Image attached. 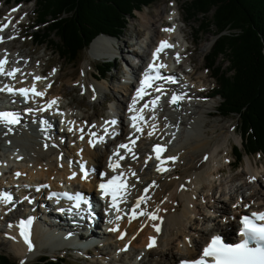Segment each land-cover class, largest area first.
Here are the masks:
<instances>
[{
	"label": "bare ground",
	"instance_id": "6f19581e",
	"mask_svg": "<svg viewBox=\"0 0 264 264\" xmlns=\"http://www.w3.org/2000/svg\"><path fill=\"white\" fill-rule=\"evenodd\" d=\"M173 6H176V8H173ZM150 10V7H146L144 10L138 12L142 17L141 24L145 27L141 26L140 34H146L143 40L146 48H144V52L140 53V55L143 58L153 55L160 42L167 41L173 47L166 48L161 52L159 59L155 63L165 64L166 67L164 69L167 71L166 74L171 73L170 76H175L176 73L170 71L169 63L172 59L179 58L184 70L187 71V75L181 77V79H177L173 85L166 89V93H155L154 89L148 91V103L151 104V101L159 96L156 105L161 106L152 110L151 113H142L144 120L141 122H148L149 124L147 125V131H144L145 136L140 137L143 129L140 123H137L142 131H137L130 139L135 138L136 141L140 138V140L144 141L146 138L155 146L160 145L161 147H177L183 141L185 147L184 145L183 147L180 146V150L184 149V152L170 154L166 150L163 151L160 154V162L164 161V163H160L158 166L157 163L151 160L154 154H152L148 146L142 147L137 144L134 146L133 151L136 150L138 154L141 153L139 161H137L138 164L133 165L134 170H131L130 165L125 164L124 170L130 177L135 190L124 203V205H127L124 208L126 209V214L123 213L124 209L122 208L119 212L116 211V215L121 213L122 218L117 220L115 216V220L108 227L109 232L106 234L104 241L97 239L99 236L98 228L100 227L101 214L95 217L92 212L88 211L83 221H77L76 219H67L65 217L58 219V216L46 211L48 204L44 201L41 202V206L38 208L34 204L30 208L34 214L33 237L35 238L39 233L44 232L41 226H44L46 230L51 232L50 236H42V240L47 246L56 245L57 249L62 244L67 245L69 241H65L64 239L58 241L57 239L65 238L68 233L79 228L83 229L84 235L75 241L81 247L70 246L67 249L75 253H89L86 255L90 258L87 260V264H173V260L177 258L179 253L181 255L176 261L183 257L182 254L187 255L184 257L193 258L201 254L203 245L210 241L215 234L222 233L228 237H232L238 217L243 211L264 208V183L260 182L262 177H264L263 162L261 166V169H263L261 170L258 167V162L248 159V165L246 164L247 170L237 175V177L242 176L244 173L247 180L244 179L242 183L234 187V192L230 193L232 200L228 203L229 200L225 197V194H227L226 187L220 186L223 181L218 184L214 178L220 176V173L224 169L222 162L229 157L224 145L226 141L224 137H227L229 133L220 135L216 139L214 138V140H202L199 138L196 141L189 142V140H194L196 131L209 124L206 117L214 116L215 110L212 107H207L203 102V99L210 95L209 90L205 86L209 84L214 70L209 68L207 56L205 63L197 65L195 55H197L198 49L195 47L197 40L195 32L191 35L188 34L191 36L190 38V36L186 35V30L182 26H179L184 40L189 44V48L182 51L176 43L172 42L176 34L175 28L162 27L163 24H166V18H172L176 13L181 15L176 0H170L167 5L162 6V9L158 8L157 17L155 18L151 16ZM15 16V12L10 11L0 21V28H3L5 24L8 25L3 30H0V59L5 58V56L7 57V69H20L16 73L17 78L9 81L6 85L13 88H31L35 85L37 91L44 93L43 96H33L37 102L39 100L48 102L56 99L57 103L47 111L42 110L43 105L39 106L37 117L41 118L44 123L55 115L56 108L65 109L72 105L87 107L88 104L84 103V100H78V103H76L70 98L68 102H63L62 98L64 96L59 95V92L57 94L54 92L56 79L59 78L60 73L45 77L46 69L35 68L34 54L29 57L26 52L21 53L19 51L20 48H23V45H17V35H24L27 26L24 22H21V24L12 22ZM181 20H186V16H181ZM175 21L176 19L172 23ZM138 22L140 24V21ZM164 29H173V31H164ZM124 40L126 39L117 41L115 37L101 34L88 48L89 54L98 57L119 55L117 60L123 59L122 66L126 64L134 72H142L140 75V78H142L147 68L142 66L133 67L127 61L126 58L130 55V51L136 53L137 49H131L130 43L127 45L129 48H124L127 47L124 44ZM116 43L118 44L117 47H115ZM122 45H124V49H122ZM5 47L10 50L14 49L17 53L6 54L9 49ZM3 49L5 50L2 51ZM106 53L111 55H106ZM59 70H61V67ZM105 70L106 68L102 67L101 73L105 74ZM119 70V73L115 75L117 80H120L122 75L125 77L122 67ZM200 72L205 78L200 75ZM41 75L43 76L41 77ZM36 76L41 77V79L35 80ZM92 76L95 81L98 80L94 74ZM124 86L125 97H123L124 99H119L116 113L119 116V119L116 121L117 125L120 124L123 128L127 126L123 117L128 116V121L132 124L133 122L130 120V117L137 115L139 113L138 110L144 104L138 98L134 106L135 110L130 112L129 108L133 106L132 101L136 97L137 88L135 86ZM95 89H100V86L95 84ZM101 89H103V86ZM109 94L106 96L107 100L116 98L115 93ZM173 95L182 97L179 100L178 106L171 103ZM203 95L205 96L203 97ZM90 119L91 116L84 112L79 116L67 115L64 119L66 123L65 127H70V131H65L64 135L72 139V148L66 144L57 143L56 146L48 144L46 141H49V139L45 136L31 135L26 131L24 133L16 124L7 125V123L0 121V152L3 151V156L8 159L6 160L0 155V174H11L8 176L7 181L6 179L0 180V191H13V186L9 189L6 188V184L13 181L15 185H19V188L26 191L23 199H15L17 203L20 204L26 200L27 203L25 205H32V199L27 201V198L33 197V193L30 192L32 183L34 187H37L42 182L48 181L50 188L60 190H62V185L66 181L78 182L77 186H79V183H83L87 187H91L89 180L84 177L83 173L77 174L78 170L76 167L68 166L64 163L65 160H71L73 164H76L78 160L81 164L87 160L85 161L87 163V170L91 169L94 172L97 170L102 158L108 156L107 154L101 155V150H95L88 142L90 137L94 138L95 142L99 141L97 134L94 137L91 135L96 129L91 126ZM18 120L23 128L35 126L33 117L31 116L19 114ZM177 126L182 127L180 138H177V130L174 129ZM112 128V125H110L106 127V131L99 130V133L112 132ZM152 128L155 130L149 135L148 130ZM170 129L173 132H170ZM229 132L236 137V127L230 129ZM55 133V136L58 135L57 131ZM123 136L124 132H122L120 138ZM118 140L116 142L119 144H122V141H124L122 139ZM237 140L239 141V138ZM12 144L15 149H19L18 152H15L16 154L10 151V145ZM189 144H191L190 147L187 146ZM56 152H62V157H57ZM110 156L115 157L116 155L110 153ZM13 157L18 158L12 160ZM170 157H176V159L171 160L169 159ZM9 163L14 164L11 166ZM141 163L144 167H141ZM151 167H155V170L153 169L154 171H152ZM158 167H164L167 171H158ZM133 172L135 175H132ZM17 173H20V175L17 176ZM73 173H75V176H73ZM235 177L233 176L231 179ZM146 187H148L147 192L144 190ZM247 189L250 190V193H248ZM219 190L220 194L217 195ZM18 192L20 193V189H18ZM141 196H145L147 199L140 204L137 212L155 213L158 219L152 220L147 214L137 215L135 219H130L133 204ZM91 202L95 204L94 199ZM230 204L232 205L230 206ZM16 205L13 204L11 209L6 210V213H1L0 219L3 217L9 219L11 215H14ZM214 212L219 214L213 216ZM22 218L21 214L18 221L11 222V227L9 224L7 232L10 235L9 242L11 244L14 242L20 247L25 256L24 259H28L34 257V252L37 248L34 243L30 251L24 237L20 234ZM43 218L45 219V223L42 221ZM196 218L202 220V224L195 223L194 219ZM154 225L159 226V232L156 231ZM114 226L118 227V231H110ZM122 231H125V234L121 239ZM32 234L29 238L30 241H32ZM152 235L158 236V242L155 247L149 248L147 245Z\"/></svg>",
	"mask_w": 264,
	"mask_h": 264
},
{
	"label": "trees",
	"instance_id": "16d2710c",
	"mask_svg": "<svg viewBox=\"0 0 264 264\" xmlns=\"http://www.w3.org/2000/svg\"><path fill=\"white\" fill-rule=\"evenodd\" d=\"M155 1L34 0L37 25L43 26L35 33V40L55 44L61 55L73 63L98 34L122 36L135 11ZM185 3L187 19L200 22L197 40L200 31L215 37L207 59L217 81L213 93L220 99L218 110L225 116L239 118L243 145L233 146L237 162L245 155H264V0H186ZM220 56L228 61L227 69L215 65ZM108 68L109 71L113 64ZM65 263L63 259L43 256L35 264ZM0 264L17 262L0 253Z\"/></svg>",
	"mask_w": 264,
	"mask_h": 264
},
{
	"label": "rangeland",
	"instance_id": "374dc122",
	"mask_svg": "<svg viewBox=\"0 0 264 264\" xmlns=\"http://www.w3.org/2000/svg\"><path fill=\"white\" fill-rule=\"evenodd\" d=\"M169 1L170 0H156L154 3H152V5L149 6L151 8L150 10L151 16L154 18L157 17L158 8L162 9V6L167 5ZM176 1L179 5V12L181 13V16H185L186 11L184 7L186 6V3H187V2L185 3L186 0H176ZM1 3L2 2L0 1V9L3 10V14L2 12H0V19L4 18L7 15L9 9H13L12 6H15L14 2H11L10 4H8L7 7H4V6L2 7ZM19 7H22V9L25 10L23 18L27 23H30V26L26 28L24 35H20V36L17 35L18 37L17 45H20V44L23 45V48H20L19 51L21 53L26 52L29 55V57H31L32 54H34L33 55L34 64H35L36 69H43L44 67H48L49 68L48 72H50V71L58 70L61 67L60 76L59 78L56 79L57 82L55 83V86H54V92L56 94L59 92L58 94L63 95L64 97L68 96L63 99V102L65 103L68 102L70 98L73 99L74 102L76 103H78V100H84V103H87L88 106L87 107L85 106L76 107L75 105H72L74 106L73 111L77 112V114H82V112H84L85 114L90 115L91 125H94L95 127H97L103 124L104 122H106V118H107L106 116L109 114V111L112 110V107L116 106L117 108L118 106L117 103L119 102V99L125 97V93H124L125 86L122 81V77L120 80H117V77L115 76L119 73L120 71L119 69H120V66L123 65L122 64L123 61L121 59L117 60L116 69H115V65H113V68L110 69L111 72L106 76V79L100 80L99 83L96 82L92 74L93 73L97 74L96 66L103 62V60L99 59V58H102V56L98 57V56L90 55L89 51L87 52V50H85L82 53V55L78 58L77 62L72 64V63H69L68 59H65V57H62L60 55L59 49L56 45H48L47 43L43 45H37L33 41V34L35 31L31 30L32 26H34V22H33L34 13L33 12H34L35 5L32 2V3H28L24 5H19ZM173 8H176V6L175 7L173 6ZM27 13L29 14V19L28 17L25 18V15ZM135 16H136L135 18L130 20V24L128 28L126 29L124 35L122 36V39H126L124 40L125 46L129 45L130 40L134 39V37L133 39H129L128 37L129 34L133 32L134 35H141L140 30L142 29V27H144L141 24L142 17L138 13V11L136 12ZM138 21H140V24ZM199 24L200 22L197 19H191V20H185V22L181 23L180 26H182V28L186 30L185 31V33L187 32L186 35L188 34L191 35L194 33V30L197 27H199ZM180 35H182V33H180ZM53 38L55 40L58 39L56 36H54ZM214 39L215 37H213L211 33L206 34V33H202L201 31L199 32V40L196 42V46H195L198 49L197 55H195L196 60H197V65H202L203 63H205L206 56L209 54V52L211 51L213 47ZM123 47L124 45H122V49L129 48V46L124 47V48ZM6 49H9V48H6ZM11 53L13 54L15 52L11 51ZM106 55H111V54L106 53ZM37 58H40V59H37ZM228 64H229L228 61H226V59L223 56H220L215 62L216 66H223V68L225 69H227ZM197 65L195 64V66ZM200 75H202L201 72H200ZM203 78H205V76H203ZM95 84H98L100 86V89H95ZM215 84H216V80L213 77H211L209 84H207L205 88L211 90ZM101 85L103 86V89H101L102 88ZM93 87L95 90H101V91H99V93L97 94H92ZM85 90L86 91L88 90L87 93ZM109 92L111 93L109 94ZM112 93L116 94V98L113 99V101H111L110 103H108L106 96L108 94L112 95ZM204 96L205 95H203V97ZM203 100H204L203 102L206 104L207 107H212L215 110L214 116L206 117L207 122L209 124H207V126L196 131L195 136L193 138L194 140H189V142L196 141L199 138L202 140H214V138L216 139L220 135H226L227 132L229 133L227 137H224L226 139L224 143L226 147L225 150L227 151L229 158L226 159L227 158L226 157L225 158L226 160H223L222 165L224 169L222 173H220V176L214 178V180L218 184L219 182L223 181V183H221L220 186L226 187L225 190L227 194H225V197L227 198V200H229L228 201L229 203L232 200L230 193L234 192V187L242 183L244 179L247 180L246 176H244V173L242 176L237 177V175H239L242 171L245 172L247 170L246 164L248 165V161H249L248 159H252L254 162H258V167L259 169H261V166L264 164V155H245L241 163L239 164V166L238 167L235 166L233 164L235 160L233 157V146L234 145L242 146L241 144L242 137L240 133L239 118L236 115L222 116L219 113H217L216 108L220 104L219 98H211V99L204 98ZM114 111H117V110H114ZM124 119L127 120L128 117H124ZM141 124H142V128L144 129V131H147L148 127L146 123L141 122ZM233 127H236V137H234L233 134L229 132L230 129H232ZM177 128L182 130V127L180 126H177ZM149 133L151 134L153 133L152 129L148 130V134ZM142 136H145V134H143ZM177 136H179V132H177ZM180 137H181V132H180ZM58 138H59V143H61L62 145L67 144L68 147L69 146L71 147L72 141L70 138L68 139L60 138V137ZM238 138H239V141L237 140ZM56 140L58 141L57 138ZM53 145L56 146V143H53ZM138 145L142 147L143 146L150 147L151 141L145 138L144 141H139ZM183 145H184V142L181 141L180 145H178L177 147H171L169 150L170 154L172 153L175 154L177 152H180V153L184 152V149L180 150V146L183 147ZM190 145L191 144L187 146L190 147ZM101 152H102L101 155L105 154V152L103 151ZM0 155L3 156V151L0 152ZM56 156L59 158L62 157V152L61 153L56 152ZM138 158L135 157L134 158L135 160H132L130 162V165L132 166L131 170H134V167H133L134 164H138L137 163V160L139 161ZM219 158L222 159V157L220 156ZM4 159L8 160L6 157H4ZM156 159H157L156 157H153L151 160L156 161ZM230 160H232L231 165L228 164V161ZM101 161H102L101 162L102 164L100 165L103 167L106 162V158L103 157ZM64 163L67 164L68 166H74L78 169L79 162H76V164H73V161L65 160ZM141 167H144L142 163H141ZM150 169L154 171L155 167L153 168L151 167ZM233 176H236V177L234 179H231ZM263 179L264 177H262V180H260V182L264 183ZM133 187L134 185H132V188ZM31 190L33 191V188ZM130 192H133V189H130ZM248 193H250V190H248ZM219 194H220V190L217 193V195ZM231 205L232 204H230V206ZM25 209H27V205L25 206L20 205L16 208V212L19 214L21 213L24 214L23 210ZM16 212L14 214H16ZM215 214L217 213L214 212L213 215L216 216ZM16 218H17V215H11L9 219H6L4 217L0 219V229H1L0 230V252H5L9 254L11 258L17 259L19 264H33L34 261L37 260V258L32 257V258L24 259L25 256H24L23 250L20 247H18L14 242H12L11 244L9 242L10 238L7 237L6 233L8 231V225L9 224L11 225L12 224L11 222H16L17 220ZM194 221L195 223L202 224V220L198 218L194 219ZM41 233H44V232H41ZM41 233H39L34 238L35 239L34 243L36 244V248H37V250L34 252L35 254L34 256H36V254H42L43 252H45L46 255H49L51 257H55V255L57 256L64 255L66 253L65 259L67 260V264H87L88 263L87 260H85V257L79 256L80 253H75L73 251L68 252L67 250H60V251L54 252L52 248L43 247L45 245V242H43L42 240L43 235ZM180 255L181 253H179L177 258ZM182 256L184 257L187 255L182 254ZM177 258H175L173 261H175Z\"/></svg>",
	"mask_w": 264,
	"mask_h": 264
},
{
	"label": "snow or ice",
	"instance_id": "6c2138e0",
	"mask_svg": "<svg viewBox=\"0 0 264 264\" xmlns=\"http://www.w3.org/2000/svg\"><path fill=\"white\" fill-rule=\"evenodd\" d=\"M12 11H16V9H13ZM8 25H3V28H6ZM3 28H0V30H3ZM164 31H173V29H164ZM173 45L169 44L167 41H161L160 45L156 48L155 52L153 53V61L154 63H151L148 65L147 70L144 73V77L140 82V87L136 91V97L133 98L132 101V107L129 108V111H134V106L137 103V99H142L145 95H148L147 89L152 87V82L155 80L162 79L160 75L159 69L166 67L163 63H155L156 60L159 59V54L163 52L166 48H171ZM8 64L7 57L0 59V75H6L12 78H15V75L17 72L20 71L18 68H11L10 70L6 68V65ZM155 72V75H152V73ZM41 77L36 76L35 80H40ZM168 80H173V77H167ZM4 91H8L9 93H19L24 96H28L29 93H32L35 96H43L44 93L37 91L35 85H33L31 88H19L14 89L12 86L5 85ZM160 88H157L156 91H160ZM180 99H182L181 96L173 95L171 97V103H177ZM159 100V96H157L154 100L151 101L152 107L155 108L157 102ZM57 103L56 99L51 100L47 104V108H51L53 105ZM144 108H148L149 105L145 104L143 106ZM143 108L140 109L139 113L137 115H134L131 117L132 119V126L136 128L137 131H142V129L138 126L137 121H143L144 116L142 115ZM0 117H3L8 123H17L18 119L14 115L10 113H2L0 114ZM114 124L115 121H112ZM93 137L96 135L95 133L91 134ZM151 135V133H149ZM83 138V137H81ZM100 140H103V137H100ZM90 144L95 146L94 141L90 140ZM132 144H135V140L132 141ZM120 148H127L129 152H131V148L129 145L121 144L119 146ZM153 151L156 153V158L160 159V154L165 151L163 147L160 145H156L153 149ZM114 155H119L118 151L114 153ZM123 156H119V159H123ZM169 159L175 160L176 157H170ZM164 161H161V164H163ZM83 167V166H82ZM109 167L112 169H115L119 167L118 163H109ZM158 171H166L167 169L164 167H158ZM17 176L20 175V173L16 174ZM88 173L84 172V177L87 178ZM103 175V174H102ZM123 173H121V176ZM132 175H135L133 172ZM73 176H75V173H73ZM255 179V177H253ZM100 190L102 191V194L104 196H111V207L115 208L118 212L120 211L118 206V198L123 199L124 196H126V183L121 181L120 176H113L111 179H109L106 183L102 182L99 185ZM145 192H147V189H145ZM64 195H67L65 193ZM0 199H4L6 201H11L12 197L7 192L0 195ZM145 196L139 197V199L136 201V204L131 209V217L130 219H135L137 215H148L150 219L156 220L158 219L157 215L155 213H145L144 211L137 212V209H139L140 204L142 202L146 201ZM77 206H79L77 204ZM121 216H117L116 219H121ZM31 223L30 220L28 221H21L20 223V229H21V235L24 237L25 243L28 245L29 250H32V243L29 239L28 234V225ZM111 223V221H109ZM241 224L242 228L240 229V234L243 237V239L234 245L225 244L220 239L219 236H214L211 239V242L207 244L206 247L202 250V255L199 256L198 259L194 260H183L180 262V264H264V212H253L251 213V216L245 215L241 218ZM11 227V225H10ZM157 232L160 231V228L158 225H154ZM110 231H118V227L110 229ZM123 233L121 234V239L123 238ZM150 243L147 245L149 248H152L155 246V237H150ZM255 246H250V244H253ZM208 258H211L209 260Z\"/></svg>",
	"mask_w": 264,
	"mask_h": 264
}]
</instances>
